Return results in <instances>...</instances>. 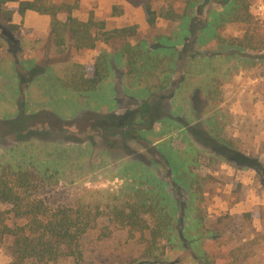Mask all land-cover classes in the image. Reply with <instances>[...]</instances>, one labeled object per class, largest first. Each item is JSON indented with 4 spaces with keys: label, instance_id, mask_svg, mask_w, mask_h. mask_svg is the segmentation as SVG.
I'll use <instances>...</instances> for the list:
<instances>
[{
    "label": "rangeland",
    "instance_id": "374dc122",
    "mask_svg": "<svg viewBox=\"0 0 264 264\" xmlns=\"http://www.w3.org/2000/svg\"><path fill=\"white\" fill-rule=\"evenodd\" d=\"M171 1L174 8H182L184 0ZM207 1L189 23L195 35L209 7L221 9V1ZM144 2L157 10L163 0H79L73 16L82 21L90 15L104 17L108 29L137 24L132 43L145 40L154 46L157 36H171L180 23L158 18L149 26ZM114 6L124 13L113 15ZM250 11L264 30V0H251ZM12 23L15 29L3 33L0 46V166L21 160L52 176L40 192L49 206L77 200L111 204L113 196L126 192L132 176L156 175L171 184L168 190L189 216L193 210L188 195L182 186L173 185L171 170L158 150L176 152L171 157L176 165L181 159L186 170L194 157L192 149H197L194 172L210 176L202 203L205 219L231 221L241 230L236 240L253 239L246 264H264V52L251 53L252 63L218 57L208 65L191 61L200 51L189 46L192 36H187L178 45L174 85L160 100L142 87L124 84L123 70L112 58L121 43L58 53L47 34L48 16L32 13ZM225 32L228 37L243 34L234 25ZM101 50L111 56L112 70L96 90L76 92L59 83L57 73L68 63L83 64L91 72ZM212 79L209 86L217 91L216 106L201 91ZM246 213L250 227L244 233ZM83 244L89 264H120L138 253L122 232L100 239L92 231ZM189 253L172 251L168 258L196 264ZM10 261L0 247V264Z\"/></svg>",
    "mask_w": 264,
    "mask_h": 264
},
{
    "label": "trees",
    "instance_id": "16d2710c",
    "mask_svg": "<svg viewBox=\"0 0 264 264\" xmlns=\"http://www.w3.org/2000/svg\"><path fill=\"white\" fill-rule=\"evenodd\" d=\"M218 1H221V9L209 7L208 17L196 35L189 30V23L197 8L208 4L207 0H184L182 8H174L171 0H163L157 10L144 2L149 26L153 27L158 18L180 23L176 33L157 36L156 44L150 46L145 40L132 43L138 32L137 24L108 29L104 17L90 15L86 21L74 17L79 0H0V46L4 42L3 33L15 29L12 23L15 13L21 17L27 11L46 15L49 17L47 34L56 52L63 53L68 48L93 50L98 44L121 43L112 58L123 70L124 84L142 87L164 100L174 85L178 45L185 43L187 36H192L189 46L200 51L193 53L191 61L198 59L208 65L218 57L244 58V62L252 63L255 57L251 53L264 52V30L250 11L251 0ZM14 3L16 6L12 5ZM112 11L116 16L124 13L117 6ZM231 25L241 29V37L226 35L225 29ZM209 51L212 54H201ZM110 57L108 52L101 50L91 72L83 64L68 63L57 73V80L63 87L76 92L94 91L112 70ZM212 82L213 79L206 82L201 91L208 102L216 106L217 91L209 86ZM225 144L230 146L229 142ZM192 150L194 157L186 170H183L181 159L176 165L171 157L176 152L158 150L171 170L173 185L182 186L188 195L187 202L193 210L189 216L185 215L181 200L168 190L171 184L156 175L132 176L126 192L113 196L111 204L102 206L77 200L72 204L49 206L40 192L50 185L52 176L21 160L1 165L0 206L4 208L0 209V247L11 258L7 264H89L83 240L92 231H96L100 239H110L114 233L122 232L126 242L138 249L136 256L120 264H183L182 259L169 261L168 254L178 250L189 251L196 264H221L223 261L234 264L238 260V264H246L253 239L244 236V240H236L241 230L237 231L231 221L218 217L208 222L203 215L204 186L210 176L194 172L198 155L197 149ZM188 217L191 219L187 220ZM249 224L250 214L246 213L244 233ZM242 252L243 257H240Z\"/></svg>",
    "mask_w": 264,
    "mask_h": 264
},
{
    "label": "crops",
    "instance_id": "0c3cea01",
    "mask_svg": "<svg viewBox=\"0 0 264 264\" xmlns=\"http://www.w3.org/2000/svg\"><path fill=\"white\" fill-rule=\"evenodd\" d=\"M27 1V0H26ZM13 6H16V4L14 3V4H12ZM32 13H36V12H33V11H27L26 13H25V15L24 16H26V15H29V14H32ZM44 16H46V15H44ZM75 17V16H74ZM17 18L18 19H20V18H22L20 15H18V14H14L13 15V17H12V21L13 22H15L16 20H17ZM77 18V17H76Z\"/></svg>",
    "mask_w": 264,
    "mask_h": 264
}]
</instances>
